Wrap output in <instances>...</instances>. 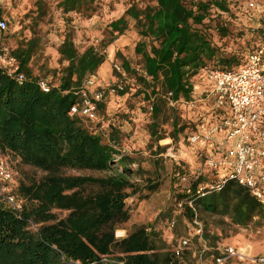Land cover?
Returning a JSON list of instances; mask_svg holds the SVG:
<instances>
[{"label": "trees", "instance_id": "obj_1", "mask_svg": "<svg viewBox=\"0 0 264 264\" xmlns=\"http://www.w3.org/2000/svg\"><path fill=\"white\" fill-rule=\"evenodd\" d=\"M102 1L57 0L55 6L65 22H72L74 16L91 17ZM151 1L130 0L106 27L110 43L132 29L138 36L133 52L145 75L137 73L120 51L115 57L120 58L125 72L135 76V83L144 85L145 98L157 100L151 104L152 116L157 117L165 101L160 92H170L171 101L190 100L191 78L197 72L207 67L234 69L244 61L218 44L231 34L229 21L222 17L231 12L229 0ZM37 4V15L28 25L29 37L10 44L11 35L0 30V49H9L24 75L19 81L0 64V156L45 172L39 179L21 172L19 177L13 175V192L23 200L20 215L0 200V264H197L199 259L208 258L210 264H215L217 258L225 256L228 245L221 246L219 238L206 231H202L205 248L194 233L191 238L196 247H184L179 256L172 252L178 244L174 235L166 241L146 225H135L124 237L115 238L117 225L129 218L125 199L136 193L145 198L157 189L158 183L151 171L140 167L137 157L121 152L117 128L109 132V141L103 142L99 132L90 130L79 116L69 114L86 80L94 78L104 63L105 55L92 45L80 49L68 30L56 47L58 63L67 64L52 69L45 68L46 61L36 65L44 43L36 31L42 0ZM3 12L0 3V18ZM263 23L264 20L262 34ZM40 80L47 81L48 91L41 89ZM125 92L126 89L118 94ZM171 124L170 136L176 139L186 126L178 125V117ZM149 126L151 134H156V124ZM196 130L197 126L193 132ZM157 148L160 151L164 147ZM135 162L138 168L133 169ZM113 165L120 172L107 176L63 172L104 171ZM178 168L174 178L177 172L184 174ZM132 173L143 178L144 183L131 181ZM192 178L185 190L175 193V203L180 204L176 215L179 221L182 218L192 224L201 211L227 217L239 227L248 226L255 218L258 223L264 221V204L246 186L229 179L219 190L201 195L198 185L211 181L215 174L194 173ZM167 216L171 217V213ZM230 261L228 258L223 264Z\"/></svg>", "mask_w": 264, "mask_h": 264}, {"label": "rangeland", "instance_id": "obj_2", "mask_svg": "<svg viewBox=\"0 0 264 264\" xmlns=\"http://www.w3.org/2000/svg\"><path fill=\"white\" fill-rule=\"evenodd\" d=\"M56 1L42 0V15L36 26V31L37 36L42 38L44 43L41 46L42 54L36 58V65H41L44 61H46V69L65 65L63 61L61 64L58 63L56 47L64 33L71 30L80 49L92 45L99 52L104 53L105 61L109 65L107 66L104 61L102 69L107 70L109 78L99 86L105 87L120 78L114 68V63L119 64L120 62V58L115 57L117 50L130 61L131 67L139 73V70H136L142 69L138 64L139 57L133 52L138 39L135 31L129 30L124 36H119L110 43V34L106 27V23L119 16L130 0H103L91 17L74 16L72 22H65L63 14L56 10ZM37 2L38 0H0L4 9L3 18L7 22V28L4 31L11 35L8 40L10 44L22 37L30 36L28 25L32 22V17L37 15ZM141 2L153 3L151 0H141ZM250 2L253 3V6L249 5ZM229 5L231 12L222 15V17L229 21L231 34L218 41V44L226 52L237 53L242 62L251 47L264 43V34L260 32V26L264 20V0H229ZM113 45L114 49H112ZM125 73L123 82L126 92L123 95L118 93L107 95L99 107L98 119L100 122L96 123V126L88 122L85 124L97 127V132L101 134L103 142H108L109 132L117 128L119 131L117 146L121 152L137 157L140 160V167L152 172L158 187L145 198H142L140 193H136L125 199L129 218L117 225L118 228L114 231L115 238L124 237L135 225H146L159 232L166 241L170 240L172 235L179 240V236L187 232L182 237L189 239V245L193 249L197 244L192 240L191 235L195 233V220H197L201 223L203 231L219 238L221 246H232L245 255L243 259L231 258L230 264H264L256 260L259 257H264V221L258 223L255 218L248 226L239 227L232 224L227 217L203 211L198 212V218L194 219L192 224L184 222L182 218H180L181 221L176 218L180 205L175 203V193L183 191L189 186L194 173H209L204 162L209 154L208 148L211 146L208 142L207 146H205L206 144L194 146L188 141L189 135L196 126L198 130L199 125L213 122L215 120L213 117H216L219 112L212 96L208 95V85L202 79L201 71L191 78L193 92L190 100L181 99L171 103L163 95V92L159 93L161 99L165 101H163L157 117H153L151 113L152 101L155 100L157 103V100L155 98L147 100L144 96V85L139 82L135 83V76L132 73ZM98 74H100L99 76L103 75V73ZM94 85H97L96 78ZM175 117L179 118L178 125L184 123L186 127L177 133L176 139H173L170 136L171 121ZM151 123L157 126V132L154 135L151 134L149 126ZM158 137L161 138L158 139ZM157 146L164 148L159 151ZM218 146L220 147V144ZM7 159L11 164L15 178L19 177V172L37 179L45 175L41 169L31 165H19L14 159ZM131 167L138 168V163H133ZM177 168L183 169L187 177L185 182L174 178L173 174ZM63 172L65 175L97 177L120 172V169L113 165L104 171L65 169ZM219 173L211 171V174H215V178ZM129 178L141 185L144 183L143 178H139L133 173L129 175ZM168 212L171 213V217L167 216ZM63 214L59 212V215ZM173 220H176L175 225H171ZM201 243L203 244L202 241ZM204 243H206L205 240ZM201 261L204 264H210L209 258L201 259Z\"/></svg>", "mask_w": 264, "mask_h": 264}, {"label": "built area", "instance_id": "obj_3", "mask_svg": "<svg viewBox=\"0 0 264 264\" xmlns=\"http://www.w3.org/2000/svg\"><path fill=\"white\" fill-rule=\"evenodd\" d=\"M253 6V3H249ZM7 28V22L0 18V30ZM0 64L8 74H15L17 79H23L17 59L9 49H0ZM114 68L119 74L112 84L105 87L94 86V78H88L84 87L78 93V100L70 107L69 114L79 116L84 122L99 123V106L109 94H117L125 90L126 73L120 64L114 63ZM139 74H144L143 69ZM202 79L208 85V95L212 96L215 106L219 110L217 118L213 122H206L198 126V130L192 132L188 141L192 145L200 146L209 142L216 133H222L220 148L215 152L209 151L205 158V165L209 171L220 172L211 181L199 184L197 192L201 195L208 191H217L223 184L233 179L238 184L246 186L250 193L260 203L264 204V43L251 50L242 65L234 69H220L207 67L201 70ZM39 86L48 91L47 81L40 80ZM170 92L164 96L170 100ZM175 101H171L173 103ZM88 126L90 130L98 131L97 127ZM219 153V154H217ZM180 182H185L187 177L182 173H175ZM13 171L6 157L0 156V200L17 215L23 208V200L13 192ZM180 205V204H179ZM189 205H192L189 202ZM195 233L203 242L202 225L195 220ZM174 221L171 222V225ZM31 227L36 229L31 223ZM190 241L187 237H181L178 244L172 247L175 256H179L183 248ZM224 257L216 259L215 264H223L228 258L243 259L245 255L232 246L224 248ZM264 263V257L256 259ZM197 264L202 263L201 259Z\"/></svg>", "mask_w": 264, "mask_h": 264}, {"label": "crops", "instance_id": "obj_4", "mask_svg": "<svg viewBox=\"0 0 264 264\" xmlns=\"http://www.w3.org/2000/svg\"><path fill=\"white\" fill-rule=\"evenodd\" d=\"M64 38V35L62 37V39ZM76 41V40H75ZM114 45L112 46V49H114ZM64 64H67V61H63ZM106 62V61H105ZM107 66L109 65L108 62H106ZM103 66L101 65L98 69V71L96 72L97 74V77H94V80L96 78V83L97 85H94V86H99V84H101L103 81H106L108 80L109 76H108V73H107V70L105 69H102ZM98 73H103L102 76H99L100 74ZM107 74V75H106ZM106 75V76H105ZM219 134V135H217ZM221 141H222V133H216L212 139L208 142L209 146H211V148H208V151H211V152H215L217 151L218 148H220L218 145L220 144L221 145ZM207 146V144L205 145ZM218 152V151H217ZM219 154V153H217Z\"/></svg>", "mask_w": 264, "mask_h": 264}]
</instances>
